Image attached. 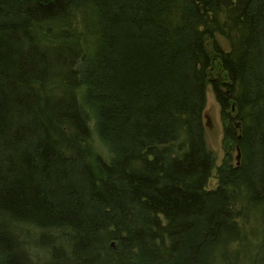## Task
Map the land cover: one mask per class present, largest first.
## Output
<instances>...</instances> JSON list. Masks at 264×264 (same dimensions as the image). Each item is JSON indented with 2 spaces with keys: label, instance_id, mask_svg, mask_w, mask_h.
<instances>
[{
  "label": "trees",
  "instance_id": "1",
  "mask_svg": "<svg viewBox=\"0 0 264 264\" xmlns=\"http://www.w3.org/2000/svg\"><path fill=\"white\" fill-rule=\"evenodd\" d=\"M254 216L260 255L264 0H0V264H239Z\"/></svg>",
  "mask_w": 264,
  "mask_h": 264
},
{
  "label": "rangeland",
  "instance_id": "2",
  "mask_svg": "<svg viewBox=\"0 0 264 264\" xmlns=\"http://www.w3.org/2000/svg\"><path fill=\"white\" fill-rule=\"evenodd\" d=\"M217 41L221 44L224 50H228V43L220 36L216 37ZM221 72V68L218 62H215L210 71V76L218 75ZM90 115L89 125L92 132V142L95 151L103 158L108 159L109 150L107 145L101 140L97 126V114L93 108H90L86 103ZM202 124L204 131V142L207 151H209L213 158V170L211 177L208 181L207 189H214L217 186V170L222 167L225 161L226 155L229 152L232 164L239 162L240 151L234 146L229 148L228 140L224 137L225 126L228 122L222 118L221 109L217 103L213 91L210 85L206 89L205 106L202 112ZM228 145V146H227ZM255 212L252 213V215ZM255 215V214H254ZM257 217H251L249 224L244 227V234L246 236V242L241 246L239 250V264H264V252L259 255V223L256 221ZM264 251V250H263Z\"/></svg>",
  "mask_w": 264,
  "mask_h": 264
},
{
  "label": "water",
  "instance_id": "3",
  "mask_svg": "<svg viewBox=\"0 0 264 264\" xmlns=\"http://www.w3.org/2000/svg\"><path fill=\"white\" fill-rule=\"evenodd\" d=\"M239 151V150H238Z\"/></svg>",
  "mask_w": 264,
  "mask_h": 264
}]
</instances>
